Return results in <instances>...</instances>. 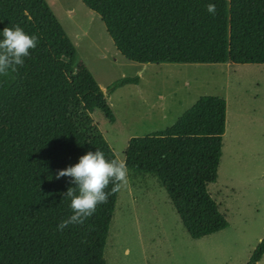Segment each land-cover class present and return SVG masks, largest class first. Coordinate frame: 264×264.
Masks as SVG:
<instances>
[{"label":"trees","instance_id":"trees-1","mask_svg":"<svg viewBox=\"0 0 264 264\" xmlns=\"http://www.w3.org/2000/svg\"><path fill=\"white\" fill-rule=\"evenodd\" d=\"M80 1L130 62L264 65V0ZM13 25L37 35L38 44L23 66L0 76V264H106L118 192L83 225L58 231L73 214L62 193L75 185L55 177L88 151L114 158L91 117L98 110L113 123L114 115L45 0H0V40ZM136 83L123 78L111 87ZM225 126L226 101L202 96L170 127L127 143L129 171L157 180L193 240L228 227L208 192ZM263 255L264 238L246 264Z\"/></svg>","mask_w":264,"mask_h":264},{"label":"rangeland","instance_id":"rangeland-1","mask_svg":"<svg viewBox=\"0 0 264 264\" xmlns=\"http://www.w3.org/2000/svg\"><path fill=\"white\" fill-rule=\"evenodd\" d=\"M114 115L91 117L115 155L124 159L133 137L165 130L200 97L227 104L217 180L208 192L228 227L190 238L157 180L129 171L118 192L106 264H246L264 238V65L137 64L114 47L100 18L80 0H45ZM123 78L136 84L112 88ZM257 264H264V255Z\"/></svg>","mask_w":264,"mask_h":264},{"label":"clouds","instance_id":"clouds-1","mask_svg":"<svg viewBox=\"0 0 264 264\" xmlns=\"http://www.w3.org/2000/svg\"><path fill=\"white\" fill-rule=\"evenodd\" d=\"M207 11L215 15V4L206 5ZM3 39L0 40V76H7L9 71H17L23 66L24 57L30 55V49H35L38 36L27 34L19 25L5 27ZM70 177L68 187L62 193L71 201L73 214L57 225L58 231H63L69 225H83L96 212L97 206L106 204L109 196L129 186V169L126 160L115 155L108 158L100 149L88 151L79 157V162L58 171L56 179ZM112 184L110 191H107Z\"/></svg>","mask_w":264,"mask_h":264},{"label":"crops","instance_id":"crops-1","mask_svg":"<svg viewBox=\"0 0 264 264\" xmlns=\"http://www.w3.org/2000/svg\"><path fill=\"white\" fill-rule=\"evenodd\" d=\"M226 114H227V104H226Z\"/></svg>","mask_w":264,"mask_h":264}]
</instances>
